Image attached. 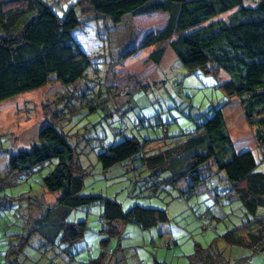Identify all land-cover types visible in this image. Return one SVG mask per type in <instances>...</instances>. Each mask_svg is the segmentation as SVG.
Wrapping results in <instances>:
<instances>
[{"label": "rangeland", "instance_id": "rangeland-1", "mask_svg": "<svg viewBox=\"0 0 264 264\" xmlns=\"http://www.w3.org/2000/svg\"><path fill=\"white\" fill-rule=\"evenodd\" d=\"M44 1L62 19L72 7L81 15L78 0ZM255 3L256 0H244L245 5ZM232 12L213 21L227 20ZM93 18L86 14L82 26L74 31V37L92 60V67L82 80L65 86L53 79L39 90L0 103V185L9 186L4 187L6 202L0 209V264H91L109 250L114 254L103 257L101 264H139L142 261L152 264L155 259L169 264H192L196 263L194 255L198 245L225 250L232 264H248L251 258L253 264H264V251L253 253L248 248L235 246L232 249L222 238L224 233L248 219L240 202L229 197L232 191L228 185H222L218 177L216 190L192 194L182 181L177 186L165 184L155 192L145 183L144 175L129 172L122 164L107 171L102 169L98 154L104 148L131 136L140 139L160 136L162 133L156 124L168 126L165 133L168 136L190 133L196 122L213 115L212 107L228 102L218 79L224 82L229 77L223 72L218 78L201 71L189 73L169 49V43L163 45L166 55L157 69L144 59L137 60L157 46L126 58L125 52L134 46L131 16H126L118 25ZM164 23L163 16H155L141 20L139 26H145L146 32L160 29ZM139 79L144 80L143 85L133 93L139 87ZM96 92L104 96V109L87 113L86 108L92 105ZM224 111L226 129L235 148L252 150L264 157V124L260 125L264 115L256 113L250 119L242 99L236 97L230 98ZM108 113L110 115L106 116ZM141 120H145L144 126L139 124ZM48 124H59L62 130L83 133L80 138L73 136L71 140L86 169L81 195H102L115 200L125 212L135 206L166 210L169 221L147 230L136 223L123 226L116 223L121 234L114 238L107 233L108 226L102 225V206L96 203L71 210L63 217L53 215L49 222L30 226L28 207L42 202L33 208L30 221L34 224L41 218L46 205L56 203L58 194L47 193L41 186L43 177L57 160L45 163L43 168L24 176L16 185L13 184L21 176L12 173L8 160L11 154L31 150L40 144L39 133ZM160 147L166 144L155 142L149 151ZM180 196L184 199L180 200ZM205 213L224 215L221 221L214 220L217 231L206 228L210 219ZM77 222L87 224L83 237L72 244L64 242V224ZM249 229L261 235V227L257 224ZM248 231L241 230L246 241L251 240L246 236ZM103 242L107 244L102 248ZM87 246L94 248L92 253L86 251Z\"/></svg>", "mask_w": 264, "mask_h": 264}, {"label": "trees", "instance_id": "trees-1", "mask_svg": "<svg viewBox=\"0 0 264 264\" xmlns=\"http://www.w3.org/2000/svg\"><path fill=\"white\" fill-rule=\"evenodd\" d=\"M77 6L81 15L72 7L62 19L44 0H0V103L39 90L53 79L65 86L82 80L92 67L91 57L74 37V31L85 21L84 16L89 14L93 19H104L118 25L130 15L134 46L125 52L126 58L157 46L137 59H144L157 69L166 55L163 45L169 43V49L189 73L201 71L216 78L220 72L225 73L228 80H218L228 102L234 97L242 99L250 119L256 113L264 115V0H256L251 6L245 5L244 0H78ZM228 12L232 13L227 20L213 21ZM155 16L164 17L163 27L144 32L145 26L140 28V21ZM114 61L110 63L114 64ZM139 81V87L133 93L143 85L144 80ZM103 97L97 93L92 105L86 108L87 113L104 109ZM227 103L212 107L213 115L196 122V127L188 134L168 136L165 135L168 126L156 124L162 133L160 136L145 139L127 137L104 148L98 154V162L105 171L122 164L129 172L144 175L145 183L155 192L165 184L177 186L182 181L192 194L216 190L218 177L222 185H228L232 191L229 197L240 202L248 219L224 233L222 238L232 249L233 246L245 247L259 253L264 251V157L252 150L238 151L235 148L226 129L224 107ZM145 123V120L139 122L142 126ZM120 124L124 125L123 122ZM263 124L264 118L260 120V125ZM59 126H44L39 133L40 144L31 150L17 151L8 160L12 173L21 176L13 185L43 168L45 163L57 160L43 177L41 186V190L47 193L58 194L56 203L46 205L41 218L34 224L30 221L33 208L42 202L28 207L27 223L30 226L49 222L53 215L63 217L71 210L96 203L102 206V225L108 226L106 231L114 238L121 234L118 223L122 226L136 223L147 230L169 221L166 210L135 206L125 212L115 200L102 195H81L86 169L80 163L77 146L71 140L73 136L80 138L82 132L65 131ZM155 142H164L166 147L149 151ZM164 174L168 176L165 178ZM4 187L9 186L0 185V209L6 202ZM179 199L183 200L184 196ZM205 215L210 219L206 228L217 231L214 220L219 222L224 215ZM253 224L261 227L260 236L250 231ZM86 229V222L64 224V242L72 244L78 241ZM243 229L249 230L246 236L251 238L250 241H246L241 233ZM106 244L103 242L102 248ZM93 250V247H86L89 253ZM225 252L218 247L198 245L194 255L196 263L192 264H232ZM108 254L114 253L112 250L102 253L100 259L91 261V264H101ZM253 263L251 258L248 264ZM139 264L146 263L142 261ZM152 264L169 263L155 259Z\"/></svg>", "mask_w": 264, "mask_h": 264}]
</instances>
